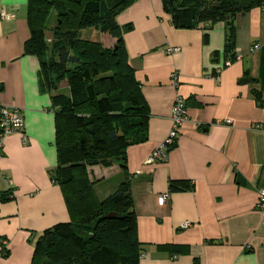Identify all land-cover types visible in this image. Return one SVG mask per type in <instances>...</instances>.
I'll return each instance as SVG.
<instances>
[{"label":"crops","instance_id":"0c3cea01","mask_svg":"<svg viewBox=\"0 0 264 264\" xmlns=\"http://www.w3.org/2000/svg\"><path fill=\"white\" fill-rule=\"evenodd\" d=\"M1 8L13 17L0 16V104L23 110L25 131L10 134L0 156V264H47L35 256L36 240L72 219L62 186L51 177L58 164L54 93L41 86L39 58L24 53L28 0H0ZM117 21L149 106L148 140L127 148L126 169L88 167V208L130 184L143 243L139 264H264L257 207L264 187V10L236 17L233 61L225 51V21L208 31L178 28L163 0H136ZM176 46L178 52H167ZM178 93L189 119L167 158L146 164L170 132ZM172 180L193 187L172 191ZM164 193L169 198L160 204ZM185 222L190 226L181 228Z\"/></svg>","mask_w":264,"mask_h":264},{"label":"trees","instance_id":"16d2710c","mask_svg":"<svg viewBox=\"0 0 264 264\" xmlns=\"http://www.w3.org/2000/svg\"><path fill=\"white\" fill-rule=\"evenodd\" d=\"M135 1L28 0L30 37L24 53L39 58L41 86L54 93L58 164L51 177L62 186L72 217L45 229L36 240L35 256L45 257L47 264L140 263L143 243L136 233L130 184L124 182L102 202L87 206L93 193L88 167L118 163L126 169L127 148L148 140L149 106L129 61L124 28L117 21ZM163 4L178 28L208 31L225 21V51L233 61L236 17L262 7L264 0H163ZM54 13L56 25L48 43L46 22ZM89 26L107 30L116 38L114 48L83 39L81 30ZM64 80L70 95L55 93ZM256 97L261 100L259 93ZM192 187L191 181L170 182L172 191Z\"/></svg>","mask_w":264,"mask_h":264},{"label":"built area","instance_id":"2783aa9c","mask_svg":"<svg viewBox=\"0 0 264 264\" xmlns=\"http://www.w3.org/2000/svg\"><path fill=\"white\" fill-rule=\"evenodd\" d=\"M264 10V5L262 6ZM0 16L2 19H11L13 15L5 8H1ZM180 50V47H168V53H176ZM172 78L177 85V74L172 73ZM189 119L188 109L185 98L181 94H177L172 105L171 120L172 127L163 143L154 149L151 155L146 160V164L154 163L158 160H164L167 158L169 150L176 144L179 133L183 124ZM228 123L231 120H227ZM25 131V119L23 116V110L18 106L0 104V156L4 150L6 138L15 132ZM26 134H24V139ZM169 198V193H164L159 196L160 204L166 203ZM258 210L264 221V187H260L258 190ZM190 226L189 222L182 224L181 228H187Z\"/></svg>","mask_w":264,"mask_h":264},{"label":"rangeland","instance_id":"374dc122","mask_svg":"<svg viewBox=\"0 0 264 264\" xmlns=\"http://www.w3.org/2000/svg\"><path fill=\"white\" fill-rule=\"evenodd\" d=\"M55 13L50 15L47 23L46 36L47 42L51 43L52 41V32L55 28ZM82 38L86 40H91L99 42L104 48L112 49L116 42H112L111 35L107 30H102L100 26H89L81 30ZM114 43V44H113ZM56 94L70 95V86L67 80L60 82L59 88L55 91Z\"/></svg>","mask_w":264,"mask_h":264},{"label":"water","instance_id":"95a60500","mask_svg":"<svg viewBox=\"0 0 264 264\" xmlns=\"http://www.w3.org/2000/svg\"><path fill=\"white\" fill-rule=\"evenodd\" d=\"M246 81H247V78H243V79H242V82H246Z\"/></svg>","mask_w":264,"mask_h":264}]
</instances>
